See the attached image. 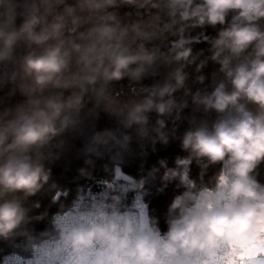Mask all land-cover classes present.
Segmentation results:
<instances>
[{
  "label": "clouds",
  "instance_id": "1",
  "mask_svg": "<svg viewBox=\"0 0 264 264\" xmlns=\"http://www.w3.org/2000/svg\"><path fill=\"white\" fill-rule=\"evenodd\" d=\"M122 7L131 11L121 14ZM207 27L216 34H190ZM199 39L209 55L193 53ZM166 41V49L157 44ZM209 61L222 78L210 92L193 93L188 82L203 83ZM161 66L166 72L155 80ZM148 78L151 85L143 83ZM125 80L131 95L114 89ZM4 89L0 240L24 237L34 264H264V184L257 179L264 164V0H0ZM188 98L205 116L190 119L177 137L166 121L181 118ZM85 109L103 111L119 127L90 137L79 170L90 176L107 160L112 187L62 206L50 230L33 234L26 226L43 217L30 216L25 202L54 187L47 165ZM170 138L186 153L173 166L161 158L139 179L122 171L133 140L143 147ZM161 170L165 186L175 182L178 190L163 230L142 200Z\"/></svg>",
  "mask_w": 264,
  "mask_h": 264
},
{
  "label": "trees",
  "instance_id": "2",
  "mask_svg": "<svg viewBox=\"0 0 264 264\" xmlns=\"http://www.w3.org/2000/svg\"><path fill=\"white\" fill-rule=\"evenodd\" d=\"M197 2H199V0H197ZM119 11L123 14L131 11V9L122 7ZM230 18L231 16L229 19ZM202 31L205 35L214 36L217 29L211 27L205 29L194 28L191 30L190 34L193 37H197ZM157 44H159L162 49H166L169 46V42L167 41L163 44L157 42ZM192 48L194 54L201 50H204V55L210 54L207 52V42L203 39L194 41ZM187 70L192 72L193 68ZM165 72V67L161 66L158 75L154 79H162ZM202 74L205 76L203 83L196 82L195 79H190L188 82V86L193 93L198 90L202 93L206 91L210 92L214 83L222 78L219 66L211 61H209L206 67H204ZM154 79H145L143 83L151 85L154 82ZM114 89L117 92L122 91L128 95L132 94V89L128 88L127 80L114 85ZM6 91L7 89L0 90V97H3ZM176 95L177 99H180L182 93H177ZM19 99L20 97L17 96L13 98L11 102L14 103ZM188 100V106L182 111L179 120L174 121L172 118H168L166 121L167 129L169 131L175 129V135L177 137L182 135L184 130L189 126L188 121L190 119L193 117L201 119L205 116L201 111L196 110L195 106L191 103L190 98H188ZM88 108H91L90 104ZM214 116V113H210L207 115V118L214 119ZM150 119L155 123V120L157 119L156 114H151ZM105 129L119 131V127L113 117L105 114L103 111H99L97 114H90L88 109H85L81 114L80 122L77 127L66 131L58 138L57 142L60 146L54 149L58 158L47 165L51 170L49 185L54 187H46L44 191L36 196L30 197L25 202V206L31 209L30 216L43 217L41 219H33L26 226L28 231L33 234H39L50 230L53 227L52 222H55L56 215L61 212V207L71 204L73 200H76L80 194L87 191L88 188H111L112 176L104 170V165L108 163L107 160L97 161L95 167L90 169V176H82L79 171L81 168L85 167L82 158V149L84 145L95 132ZM177 155H186V153L181 151L178 139L170 138V142L167 145L156 143L155 146H153L152 144L145 142L143 147L133 140L130 145V150L124 155L121 168L126 175L139 179L141 176L147 175L153 166L158 167L157 161L161 158H166L169 166H173L174 158ZM109 167H111V165H109ZM199 171L200 170L193 165L191 171L193 178L198 177ZM213 171L214 169L210 168L208 175H211ZM162 172L163 170H161L160 173H157L155 178L151 179L145 186L146 193L144 198L146 200L148 214L151 217L158 219L159 226L163 230L166 229L165 215L167 207L174 195L178 193V190L175 182L169 183L165 186L160 179ZM205 179H207V177H205ZM257 179L264 184V164H261L257 169ZM63 193H66L67 195L64 196ZM56 194H58L59 198H54ZM132 194L133 192H129L126 198H129ZM37 202L40 207H33ZM9 253H17L23 256L31 254L30 251L25 250V241L22 236H15L9 240H0V260Z\"/></svg>",
  "mask_w": 264,
  "mask_h": 264
},
{
  "label": "built area",
  "instance_id": "3",
  "mask_svg": "<svg viewBox=\"0 0 264 264\" xmlns=\"http://www.w3.org/2000/svg\"><path fill=\"white\" fill-rule=\"evenodd\" d=\"M110 186L112 187V185H110ZM103 190L104 189L103 188H100V187H98L96 189L88 188L87 191L81 193L78 198L81 200V202H83L86 199H95L96 198V194L102 192ZM134 200H135V193H133L132 195H130L129 198H126L125 199V203L130 205V204H132L134 202ZM142 200H143V203L146 205V200H145L144 196L142 197ZM141 206H142L141 205V201H140L139 197H137V200H136V203H135V207L137 208L138 213H139V209H140ZM146 210H147V208H146ZM59 214H60V212L56 215L55 222H58V220H59ZM12 255H18L22 259H24L25 261H32L33 264H34V261L32 259V253L30 255H28V256H23V255L17 254V253H9V254L5 255L0 260V264H4L5 258H7L9 256H12Z\"/></svg>",
  "mask_w": 264,
  "mask_h": 264
},
{
  "label": "snow or ice",
  "instance_id": "4",
  "mask_svg": "<svg viewBox=\"0 0 264 264\" xmlns=\"http://www.w3.org/2000/svg\"><path fill=\"white\" fill-rule=\"evenodd\" d=\"M117 173H119V169H117ZM63 195H67L66 193H63ZM54 198H59L58 194L55 195ZM4 264H33L32 261H25L18 255H12L4 260Z\"/></svg>",
  "mask_w": 264,
  "mask_h": 264
},
{
  "label": "rangeland",
  "instance_id": "5",
  "mask_svg": "<svg viewBox=\"0 0 264 264\" xmlns=\"http://www.w3.org/2000/svg\"><path fill=\"white\" fill-rule=\"evenodd\" d=\"M117 169H119V168H117ZM116 173H117V170H116ZM120 175V173H117V176H119Z\"/></svg>",
  "mask_w": 264,
  "mask_h": 264
}]
</instances>
